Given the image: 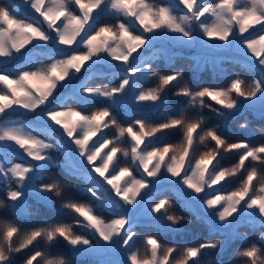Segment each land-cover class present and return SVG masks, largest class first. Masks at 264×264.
Segmentation results:
<instances>
[{
	"label": "clouds",
	"instance_id": "1",
	"mask_svg": "<svg viewBox=\"0 0 264 264\" xmlns=\"http://www.w3.org/2000/svg\"><path fill=\"white\" fill-rule=\"evenodd\" d=\"M0 264H264V0H0Z\"/></svg>",
	"mask_w": 264,
	"mask_h": 264
}]
</instances>
